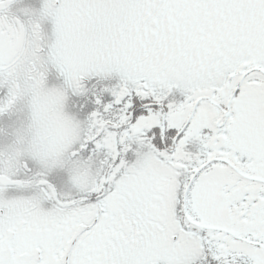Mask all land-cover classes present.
I'll return each mask as SVG.
<instances>
[{
	"label": "snow or ice",
	"instance_id": "6c2138e0",
	"mask_svg": "<svg viewBox=\"0 0 264 264\" xmlns=\"http://www.w3.org/2000/svg\"><path fill=\"white\" fill-rule=\"evenodd\" d=\"M0 264H264V0H0Z\"/></svg>",
	"mask_w": 264,
	"mask_h": 264
}]
</instances>
